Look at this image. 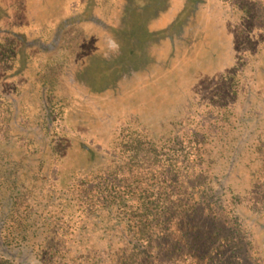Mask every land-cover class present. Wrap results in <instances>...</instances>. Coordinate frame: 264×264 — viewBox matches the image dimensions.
Returning a JSON list of instances; mask_svg holds the SVG:
<instances>
[{"label":"trees","instance_id":"obj_1","mask_svg":"<svg viewBox=\"0 0 264 264\" xmlns=\"http://www.w3.org/2000/svg\"><path fill=\"white\" fill-rule=\"evenodd\" d=\"M14 1V10L0 5V93L4 83L26 76L30 55L26 47L33 40L24 38L45 28L35 20L28 22L26 14L30 13L24 11V0ZM58 1L57 8L66 4L55 24L58 31L81 24L80 20L95 21L93 0ZM111 3L113 19L103 26L107 37L96 38L95 46L88 49L83 72L93 69L87 80L97 100L100 92L111 88L114 93L106 98L118 101L126 96L124 105L129 109L108 108L93 121L86 120L95 126L77 118L73 132H61L56 115L67 109L65 90L73 80L66 67L56 70L50 63L43 64L47 71H38L31 84L38 92L41 128L18 122L22 98L0 95L2 105L7 102L13 114L11 128L0 140V264H240L249 251L257 250L250 237L252 225L247 222L252 214L264 213V205L247 207L243 203L264 168V158L258 157L260 145L251 136L239 140L246 123L243 112H253L260 105L259 97L246 92L247 87L264 88V27L254 25V36H249L254 41L248 49L251 60L242 63V41L232 23L237 12L230 0ZM239 4L247 15V5ZM71 8L83 12L69 13ZM17 11L22 13L20 20L14 19ZM221 16L227 32L218 27ZM262 16L254 15L259 23H264ZM52 31L55 43L58 31ZM115 59L119 64H108ZM239 64L248 67L241 71L242 78ZM182 67L189 72V83L213 80L215 93L228 82L239 87L235 92L237 108L225 107L221 131L203 134L205 141L197 138L198 129L191 131L187 145L178 126L182 102L196 87L173 98L167 96L169 114L155 116L161 118L152 127L145 114L132 108V103L138 102L136 94L121 93L125 83L116 87L133 73L159 87L167 77L179 82ZM249 72L253 74L250 84ZM49 82L54 83V89ZM78 86L89 88L87 84ZM226 93H230L228 88ZM98 103L99 108L105 107L104 101ZM261 120L257 122L260 128L264 116L263 126ZM102 123L105 129L99 131ZM86 127L94 129L96 141L102 139L101 147L85 140L81 130ZM207 134H212L208 142ZM57 139L63 140V150L56 146ZM66 149L73 154L69 169L68 159L62 160ZM59 162V178L48 187L49 173ZM58 188L63 192L57 197ZM252 221L258 222L254 230L262 235L258 248L264 255V223Z\"/></svg>","mask_w":264,"mask_h":264},{"label":"rangeland","instance_id":"obj_2","mask_svg":"<svg viewBox=\"0 0 264 264\" xmlns=\"http://www.w3.org/2000/svg\"><path fill=\"white\" fill-rule=\"evenodd\" d=\"M93 1H94L93 3L95 9L93 10L92 19L96 18L94 22L85 23V21L80 20L81 24H73L68 26L67 28L58 31L55 24L59 21L58 16H60L61 13H63L62 8L66 7V4L64 2H62V4L60 5L58 4V8H57V6L55 5V3L57 2H55V0H24V11H28L30 13V14H26L25 12L27 18H30L28 22L31 23L32 22L31 20H35V23H42L45 28L42 31L38 30V32L35 30L32 33H29L30 35L28 36V38H24V40L25 39L33 40V43H31L26 47L28 53H30L29 58L26 60L27 63V68L25 71L27 73L26 76H19V78L22 79L18 80L17 82L8 81V83H4V85L1 87L3 91L2 93H0V95H2L3 97L11 98L12 96L13 98L16 99L22 98V100L19 99V110H18L19 114H17L16 116L18 122L20 120L22 121V125L34 129L41 128L39 125L41 115H38L39 99L36 98L38 97V92L33 90L31 84L32 82H36L35 78L37 77L38 71H41L43 73L47 71L48 66H44L47 65V63H50L48 64L49 66L53 64L56 70H60L61 68L66 67L67 72H69V76L73 80V82L69 85L70 88L69 89L66 88L65 90V93H67V95L64 96L68 98L67 109L63 112V114L59 113V115H56V122L58 125L57 129L60 130L61 132H63L64 130H66L68 133H71V131L73 132V128L77 126V123L75 121V119L77 118L82 122H86L87 124L90 123L93 126H95L92 122H88L86 120L93 121L95 119V115L100 116L102 112H104V110L108 108L111 111H121V110L129 109L127 105H124V103L126 104L128 103L127 102L128 97L126 96L118 99V101H111V100L109 101L107 99L109 98V96L106 98L105 95H110V96L113 95L114 90L111 88H109L108 91L105 93L100 92V94H98L99 100H97L95 95H93L94 92L92 91V89L90 90V85L87 80V77L90 78L91 74H93L92 72L93 69L90 68L87 71L83 72L84 71L83 67L86 66L88 61L87 60L88 56L86 57L88 49H90V47L92 46H95L96 38H100L102 40L106 39L107 35H105L104 32L105 29L103 26L105 23L111 22L113 19V11H112L113 6L111 0H93ZM254 1L256 2V5L252 4ZM230 2L231 5L234 6L235 11L237 12L235 13L236 15L233 17L232 23L235 24L236 30L237 29L239 30L238 31L239 35L237 34L236 36L239 40L242 41V44L239 47H240V56L242 57V63H243L244 60H249V61L251 60L250 57H248L249 55L248 49L252 47L254 41L250 40L249 36L250 37L254 36L252 34V32L254 31L253 27H255L254 25L262 24L264 27V23H259L258 19L254 17L255 13L259 16L264 14V0H257V1L230 0ZM239 2H243L244 4L247 5L246 6L248 10L247 15L244 11L240 10ZM238 4H239V8L237 6ZM0 5L2 6V8L3 5H5V7L9 8L10 10H12V8L14 10V6H15V5L13 6V0H1ZM68 6L69 5L67 4V7ZM59 9L61 12L59 11ZM78 10L79 8L77 10L75 9L73 10L71 8L69 13L75 12L81 15L83 10L80 11ZM262 17L264 19V16ZM84 18H80V19H84ZM14 19L15 20L22 19V13L20 11L19 12L17 11V13L14 15ZM218 19L220 22H222L221 24H218V27L222 31L227 32V29L225 28L226 23L224 21V17L221 16V18ZM51 26H52V30L54 29L56 33L58 31V34H56L54 37L56 39L55 43L51 41V38L54 36L53 31L51 29L49 30ZM10 39H8V41L9 40L14 41V38H10ZM35 41L37 43H35ZM245 55L246 57H244ZM112 61L113 62H108V64L110 65H114L115 63L119 64V61L117 59ZM244 68L246 70L248 68L247 65L244 67V65L239 64L238 71H239V76L241 78H242L241 71L244 70ZM73 69L75 71H73ZM2 70L3 69H1L0 71ZM78 73H80V75L76 76ZM188 75L189 72H185V67H182L180 76L178 77L180 79L179 82H174L171 77H167L164 85L159 87L154 82L148 81V79H144L141 76L133 73L129 80H122V82H118L116 87H118L120 83H125L121 86L120 92L125 93L127 91H130L129 94H136V98L138 102L132 103L133 105L132 108L142 112V114H145V116L149 118L150 122H147V124L150 127L153 126L154 121H157L161 118V117L159 118V116L158 117L155 116L157 115L168 116L169 106L167 101H169V99L166 98L167 96L173 98L175 95L183 94L187 88L192 89L193 87H196L193 88L188 93L186 98H184L181 107L183 114L182 117H180L179 126L177 125L179 127V131L184 134L183 144L187 145L188 136L190 135L191 131H195L196 129H198L200 133H198L199 136L197 138L198 139L204 138V141H205V137H203L204 136L203 134L210 133V131H213L214 133L218 134L221 131V128L223 127L224 124V117L222 116V114L223 112L226 111L225 107H230L232 109L237 108L235 92L239 88L237 87V84L235 82L234 83L228 82L227 83L228 86L226 87L230 90L228 96L226 93V88L221 89V91L218 90V92L215 93L216 88L212 89V85L214 84L213 80L198 85L199 81L189 83L190 79L186 78L188 77ZM69 78L67 79V84ZM243 78H246V76H243ZM251 79H253V74L249 72V74L247 75V81L249 82V84L251 83ZM49 83L54 89L55 87L54 83L53 82H49ZM77 83L82 86L87 84L89 88L81 89ZM129 88H132V90H130ZM246 92H248L249 94L252 92V94L254 93L253 96L259 97L260 105H257V109L254 110L253 112H251V110H249L248 112H243L244 114L243 119H245L246 123L244 129L240 130V132H242L241 133L242 138L239 136V140L241 141V139L243 138L245 140L248 139L249 136H251L252 141L260 145L258 146L260 148L259 151L260 153L258 154V157L264 158V126L262 123L264 116V88L257 89L249 85L247 87ZM218 93L219 94L225 93V94L218 96ZM214 94H217V97H215ZM31 95H33L32 98ZM91 95L94 96L95 99ZM101 101H104V105H105L104 108L103 107L99 108L101 104L98 102ZM2 102L3 100L2 98H0V140H2L5 137L4 136L5 130L8 129L9 127L11 128L10 125L12 124V121L10 119L13 118V114H11V112L7 108V102L4 105H2L3 104ZM22 106L24 107L21 110ZM77 112L82 116L84 120H82L79 117V114H77ZM260 118H262L261 120L263 126L262 128L257 126V122L260 120ZM138 125L139 123L137 122V126ZM122 126L124 125H121V128ZM86 128H82L81 130V133L87 136L85 140H87L88 142H94L96 148L101 147L100 140L102 141V139L99 138L97 139L98 141H96V137L93 135L94 132H91L94 131V129H88V127ZM98 128L99 131H103L105 129V123L99 125ZM193 137L194 136H190L191 141H194ZM211 137L212 134H207V142L208 139ZM12 139L14 140L15 137H12ZM19 141L21 140L17 141L16 139V142ZM62 143H63L62 139L55 140L56 146H58L63 150L64 148L62 146ZM203 145L208 147V144L205 142ZM62 158L63 161L65 159L66 160L68 159L66 169H69L73 164L72 152H70L69 149H66L65 154L62 156ZM53 166L54 168L51 169L49 173V178L45 183L48 187L53 184V181H55V179L56 181L58 180L62 169L60 166V162ZM56 172L58 173V175H56ZM61 192L59 189L56 194L57 197L59 195L62 196ZM263 195H264V168L259 171L258 178L254 180L253 185L250 188V191L245 196L246 200L243 203H245L247 207L252 205L254 206L264 205ZM223 198L224 197H222V199ZM223 204L226 205V202L224 201ZM247 214L249 215V212ZM252 215L253 216L250 217L247 223L249 225H252L251 226L252 235H250V237L253 241V245H254L253 247L254 248L257 247V250L254 249L253 253L249 251L248 258H242V262L240 264H254V262L256 264H264V255L258 248L260 247L259 245H262V241H263V239L261 238L262 235L260 233L257 234L254 230V228L257 229L256 224L258 222L254 221L253 223L252 221L254 219H258L260 222L264 223V213L262 214L260 212H256ZM185 263H188V261Z\"/></svg>","mask_w":264,"mask_h":264}]
</instances>
